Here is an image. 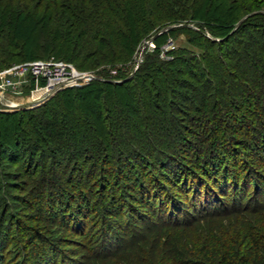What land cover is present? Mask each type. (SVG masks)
<instances>
[{"label":"trees","instance_id":"trees-1","mask_svg":"<svg viewBox=\"0 0 264 264\" xmlns=\"http://www.w3.org/2000/svg\"><path fill=\"white\" fill-rule=\"evenodd\" d=\"M38 60L97 79L0 111V264H65L92 208L96 264H264V0H0V70Z\"/></svg>","mask_w":264,"mask_h":264},{"label":"built area","instance_id":"built-area-1","mask_svg":"<svg viewBox=\"0 0 264 264\" xmlns=\"http://www.w3.org/2000/svg\"><path fill=\"white\" fill-rule=\"evenodd\" d=\"M135 68L134 64L132 70ZM93 79L97 77L92 72L77 70L71 64L60 61L12 64L0 70V111L18 109L22 104L26 107L36 105L58 90L84 85Z\"/></svg>","mask_w":264,"mask_h":264},{"label":"rangeland","instance_id":"rangeland-1","mask_svg":"<svg viewBox=\"0 0 264 264\" xmlns=\"http://www.w3.org/2000/svg\"><path fill=\"white\" fill-rule=\"evenodd\" d=\"M167 27H168V29H171L173 27V25H169ZM168 29H166L165 31H168ZM165 31H163V34H164L163 35L164 36L163 40H160L159 42L156 43L157 50H158V57L161 58V59L168 58V56L165 55L164 53H162V51H167L169 49H173L175 47H178V46L184 44L183 38L181 36H177L176 38H172L173 34H171V33L170 34L169 33L166 34V33H164ZM153 38H151V39L148 38L147 40H144L143 42H146L145 46L142 47V44H143V42H142L140 44V46L134 52V54L132 56L131 71H132L133 65L135 64L137 66L139 64V62L141 61V57H142L143 51L144 50L148 51V50H151L153 48V46H154V43L152 41ZM168 42H170V44L166 45ZM130 74L131 73H129V75ZM259 153H261V152H259ZM263 155H264V152H263ZM246 160L249 163L252 162V158H250V157H247ZM241 170H245V168L244 169H240V171ZM258 173H260V175L264 176V172L262 170L260 172H258ZM110 183H111V181L109 180V182H108V184L106 185V188H105L106 193L108 191H112L113 193H118L117 187L113 186V187L110 188ZM250 190H248L247 197H246L245 200L249 199ZM262 198H264V188H262L260 193L255 198H253V200H255V201H257L259 203V202H261ZM92 209L93 210L90 213V216L88 218V222H86L85 228L81 226L83 228V230L82 231L80 230L79 234H78V232H73V233H70V234L66 233L65 235L61 236L63 243L66 244L64 250H62L64 252L63 254H68L67 257H70L68 259L78 260V261H80V263H83V264H90V263H95L97 261H100V258L98 257L99 255L97 253L95 255H93V254L95 252H99L98 248L99 249H100V247L104 248V246H100L101 245L100 238H99V236L97 234H95L93 232V229H92V227H93L92 221H97V219H98V217L96 215L98 213L96 208H92ZM22 212H23V214H27V212H25L24 210L20 211V213H22ZM19 215H18V217H19ZM108 220L110 221V219H108ZM17 223H18V225H20V229H22V227L24 225L22 224L20 218H18V222ZM17 235L19 236L17 238H20V239L26 238L24 230L17 231ZM10 239L12 241H14L16 238L12 237ZM37 244H39V243H37ZM105 244H107V243H104L103 245H105ZM88 248H91V249L89 250ZM58 255H59V253H58ZM68 259H65V261L63 263L70 264ZM59 261L62 262L60 260L59 256H57L55 258L54 264H59Z\"/></svg>","mask_w":264,"mask_h":264},{"label":"water","instance_id":"water-1","mask_svg":"<svg viewBox=\"0 0 264 264\" xmlns=\"http://www.w3.org/2000/svg\"><path fill=\"white\" fill-rule=\"evenodd\" d=\"M166 29H168V27H165V28L161 29L160 31H158V33H156V34H154L153 36H151L150 39L153 38L155 35H157V34L163 32V31H165ZM145 44H146V42H143L142 47H144ZM118 82H119V81H118ZM23 107H26V105L22 104V105H20L19 108H23Z\"/></svg>","mask_w":264,"mask_h":264}]
</instances>
